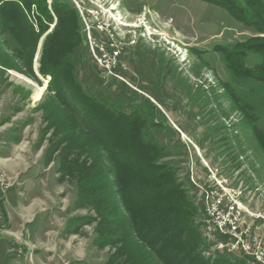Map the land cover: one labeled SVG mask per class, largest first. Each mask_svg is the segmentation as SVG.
I'll use <instances>...</instances> for the list:
<instances>
[{"label":"rangeland","instance_id":"obj_1","mask_svg":"<svg viewBox=\"0 0 264 264\" xmlns=\"http://www.w3.org/2000/svg\"><path fill=\"white\" fill-rule=\"evenodd\" d=\"M46 1L51 12L53 0ZM60 1L78 15L80 40L75 45L68 42L67 27L58 31L55 12L41 32L32 16L33 5L28 19L34 23L35 36L23 33L24 55L14 51L19 48L14 37L0 32V162L15 167L9 176L0 174L10 179L5 191L14 189L10 201L18 218L11 228L8 217L2 215L5 197L0 191V264L155 262L148 259L147 250L124 222L103 227L102 237L111 243L96 241L101 222L96 209L90 204L78 205L75 178L59 181V155L67 153L73 159L80 154V160L91 162L76 144L92 138L90 120L79 117L86 109L73 100L80 112L76 115L74 106L65 105L49 90L50 75L39 72L47 54L48 45H43L52 31L54 36L57 32L62 36L64 45L74 46L65 56L73 64L72 74L83 93L112 111H135L144 119L143 138L160 147L159 162L174 168L198 208L201 255L208 259L224 255L239 264H258L249 255L217 251L205 235L202 187L210 189L208 185H214L211 182L216 179L233 188L234 199L247 210L239 207L244 221L256 227L259 235L264 234V149L249 118V113L257 116L256 127L264 131V84L235 77L215 49L254 36L262 40L264 33L244 25L226 8L203 0ZM261 61L258 53L244 59L250 69ZM34 84L43 88L37 101ZM226 85L251 108L240 109ZM62 90L74 98L72 92ZM100 151L107 156L104 149ZM47 165L50 168L43 171ZM34 200L41 211L33 222L24 221L30 217L24 215ZM122 215L117 212L112 218L118 221ZM66 222L78 229L67 230ZM114 254H121L117 263L108 261Z\"/></svg>","mask_w":264,"mask_h":264},{"label":"trees","instance_id":"obj_2","mask_svg":"<svg viewBox=\"0 0 264 264\" xmlns=\"http://www.w3.org/2000/svg\"><path fill=\"white\" fill-rule=\"evenodd\" d=\"M0 32L8 34L17 40L18 54L26 52L23 33L27 31L35 36L31 15V6L36 8L32 15L38 23L41 32L50 25L51 12L57 13L59 32L68 28V42L76 44L80 40L78 35V21L76 10L60 0H53L50 9L46 0H0ZM226 8L237 20L252 27L259 33H264V1L262 0H203ZM44 21V22H42ZM56 25V26H57ZM39 31V32H40ZM52 31L48 35L47 54L40 74L50 75L51 83L48 87L54 91L56 98L65 105L74 106L76 100L86 109L80 118L90 120L88 133L92 138L78 141L76 147L82 155L91 159L84 162L78 158L70 159L67 153L59 155V181L75 178L78 191V205H92L96 209L101 222L98 226L96 241L111 243L102 235L103 227L112 222H124L126 229L133 232L138 243L147 250L148 259L156 264H239L229 257L218 255L213 259L201 255L203 240L202 232L196 223L198 208L190 200L187 192L178 181L174 168L165 162H159L162 150L155 143L143 138L144 119L137 112H115L91 96L83 93L75 75L72 74L73 64L66 59L65 54L74 47L64 45L62 36ZM249 37L245 42L226 43L215 47L225 59L226 66L237 78H250L264 84V39ZM261 55V63L250 69L245 66L244 59L249 54ZM2 60L0 59V62ZM32 77L37 79L32 67ZM38 80V79H37ZM225 86V85H224ZM227 90L235 104L240 109H249L251 104L241 101L235 91L228 85ZM66 88L73 94L71 100ZM72 90V91H71ZM73 104V105H72ZM251 128L254 135L264 149V131L255 124L256 117L250 114ZM81 120V119H80ZM92 124V125H91ZM84 136V135H82ZM89 138L87 137V140ZM86 142V143H85ZM104 149L108 154H103ZM100 149V150H99ZM72 152V150H71ZM72 153L70 154V156ZM114 166L109 168L105 161ZM49 163V160H47ZM66 176V177H65ZM117 195V196H116ZM123 213L122 217L112 218L114 213ZM78 228L69 225L67 230L75 232ZM101 245V244H100ZM114 254L109 262L117 263L120 258ZM152 263V264H153Z\"/></svg>","mask_w":264,"mask_h":264},{"label":"built area","instance_id":"obj_3","mask_svg":"<svg viewBox=\"0 0 264 264\" xmlns=\"http://www.w3.org/2000/svg\"><path fill=\"white\" fill-rule=\"evenodd\" d=\"M214 185L206 189V205L203 209L205 235L214 242L217 251L249 255L258 264H264V234H258L241 214L239 200H235L233 188L225 187L216 179ZM10 179L0 174V191L3 193L10 186ZM212 188V189H211ZM1 201V197H0ZM240 207V208H239Z\"/></svg>","mask_w":264,"mask_h":264},{"label":"crops","instance_id":"obj_4","mask_svg":"<svg viewBox=\"0 0 264 264\" xmlns=\"http://www.w3.org/2000/svg\"><path fill=\"white\" fill-rule=\"evenodd\" d=\"M14 165L10 164V163H7L5 161H2L0 162V173H4L6 174L7 176H9V174H11L13 171H14V168L13 167ZM50 168V165H47V167L45 169H43V171H46L47 169ZM6 191H4V197H5V201H4V204L2 205V215L4 217H8V221L10 222L11 224V228H13L14 226V222L18 219L16 218L15 215H13V209H15L14 207V204L11 203L10 199L11 197H14V189L13 190H9L8 193H6ZM48 194L52 197V194L50 192H48ZM40 199H38L37 201H39ZM37 201L34 200L32 201V204L30 205V208L28 209L26 215H24V218H29L28 219H25L24 221H28V222H33L34 220H36V217L38 216V213L41 211L40 209H37ZM65 207V206H64ZM15 220V221H14ZM65 228L68 226L67 222L65 223ZM8 227H10L8 225ZM12 230H9V233L11 232ZM8 232V231H6Z\"/></svg>","mask_w":264,"mask_h":264},{"label":"bare ground","instance_id":"obj_5","mask_svg":"<svg viewBox=\"0 0 264 264\" xmlns=\"http://www.w3.org/2000/svg\"><path fill=\"white\" fill-rule=\"evenodd\" d=\"M34 85H35V88L37 90L34 92L33 98H34V101H37V100L41 99V97L43 95V93H42L43 88L38 87L36 84H34Z\"/></svg>","mask_w":264,"mask_h":264},{"label":"flooded vegetation","instance_id":"obj_6","mask_svg":"<svg viewBox=\"0 0 264 264\" xmlns=\"http://www.w3.org/2000/svg\"><path fill=\"white\" fill-rule=\"evenodd\" d=\"M66 4V3H65Z\"/></svg>","mask_w":264,"mask_h":264}]
</instances>
